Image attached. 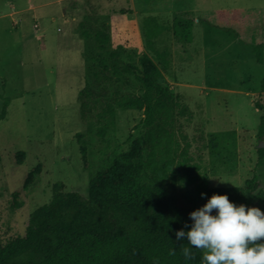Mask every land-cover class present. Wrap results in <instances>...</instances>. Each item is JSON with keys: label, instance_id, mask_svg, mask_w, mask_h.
<instances>
[{"label": "rangeland", "instance_id": "1", "mask_svg": "<svg viewBox=\"0 0 264 264\" xmlns=\"http://www.w3.org/2000/svg\"><path fill=\"white\" fill-rule=\"evenodd\" d=\"M233 9L245 42L211 26L216 11ZM176 18L192 20L188 46L172 35ZM150 19L167 28L155 42L169 52L166 68L145 47ZM81 26L108 37L128 70L126 83L104 74L98 108L114 91L136 95L135 77L154 66L188 109L174 127L178 151L167 180L180 207L190 214L201 208V193L252 177L264 190V114L254 108L264 106V65L248 47L264 41V0H0V109L8 99L0 121L1 246L22 237L30 214L55 192L96 204L105 183L148 179L141 111L116 109L104 140L95 122L80 119L78 93L97 52ZM144 55L150 62L140 61Z\"/></svg>", "mask_w": 264, "mask_h": 264}, {"label": "trees", "instance_id": "2", "mask_svg": "<svg viewBox=\"0 0 264 264\" xmlns=\"http://www.w3.org/2000/svg\"><path fill=\"white\" fill-rule=\"evenodd\" d=\"M211 26L245 42L238 9L216 11ZM166 29L152 19L143 27L146 49L164 68L169 64V52L156 49L155 42ZM171 31L188 46L192 20L174 19ZM79 35L84 41H92L97 49L89 60L91 69L84 87L78 93L80 119L95 122L97 137L104 140L116 109L141 111L148 145L142 167L148 171V179L142 183L128 177L117 185L105 183L96 204L76 192H55L48 204L30 214L22 237L0 245V264H201L202 253L198 249L188 245L186 238L176 240V232L190 230L193 221L167 185L178 151L174 127L179 118L189 116L188 109L178 103L161 70L154 66L135 77L136 95L114 91L112 100L102 101L98 108V101L108 91L104 74L124 83L128 70L121 66L119 53L110 49L108 37L85 26H81ZM248 47L255 62L264 65V41L255 40ZM140 61L150 62V58L144 55ZM261 93L264 96V80ZM7 107L8 99H4L0 121L6 116ZM254 108L264 114V106L255 103ZM262 126L263 120L260 129ZM204 194L198 198L201 207L213 194H220L227 195L237 206L258 207L264 212V190L257 188L256 177L245 181L242 187L216 188ZM181 245L191 248L193 259L184 258ZM170 250L175 255H170Z\"/></svg>", "mask_w": 264, "mask_h": 264}, {"label": "clouds", "instance_id": "3", "mask_svg": "<svg viewBox=\"0 0 264 264\" xmlns=\"http://www.w3.org/2000/svg\"><path fill=\"white\" fill-rule=\"evenodd\" d=\"M189 216L190 230H178L176 240L186 238L198 249L201 264H264V212L258 207L237 206L227 195L213 194ZM180 250L186 260L193 259L191 248L181 245Z\"/></svg>", "mask_w": 264, "mask_h": 264}]
</instances>
